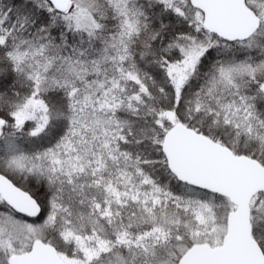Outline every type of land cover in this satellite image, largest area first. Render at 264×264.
<instances>
[{
	"label": "snow or ice",
	"instance_id": "snow-or-ice-1",
	"mask_svg": "<svg viewBox=\"0 0 264 264\" xmlns=\"http://www.w3.org/2000/svg\"><path fill=\"white\" fill-rule=\"evenodd\" d=\"M0 264H264V0H0Z\"/></svg>",
	"mask_w": 264,
	"mask_h": 264
}]
</instances>
